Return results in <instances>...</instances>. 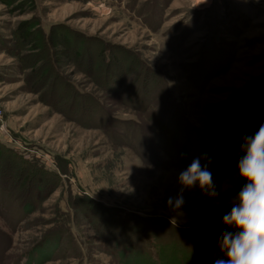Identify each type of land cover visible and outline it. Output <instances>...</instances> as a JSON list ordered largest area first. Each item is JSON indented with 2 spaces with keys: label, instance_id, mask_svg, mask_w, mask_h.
<instances>
[{
  "label": "rangeland",
  "instance_id": "374dc122",
  "mask_svg": "<svg viewBox=\"0 0 264 264\" xmlns=\"http://www.w3.org/2000/svg\"><path fill=\"white\" fill-rule=\"evenodd\" d=\"M0 109V264L52 237L41 264H120L110 217L219 239L264 124V0H0ZM201 155L219 195L169 206Z\"/></svg>",
  "mask_w": 264,
  "mask_h": 264
},
{
  "label": "clouds",
  "instance_id": "9594fccd",
  "mask_svg": "<svg viewBox=\"0 0 264 264\" xmlns=\"http://www.w3.org/2000/svg\"><path fill=\"white\" fill-rule=\"evenodd\" d=\"M238 161L239 175L247 183L231 200V210L223 222L234 231H223L218 240L220 255L214 264H264V124L253 134H245ZM183 186L177 197H169V206L184 204L183 189L199 187L207 195L218 196L212 173L199 157L179 174Z\"/></svg>",
  "mask_w": 264,
  "mask_h": 264
},
{
  "label": "trees",
  "instance_id": "16d2710c",
  "mask_svg": "<svg viewBox=\"0 0 264 264\" xmlns=\"http://www.w3.org/2000/svg\"><path fill=\"white\" fill-rule=\"evenodd\" d=\"M87 107L88 106L85 105L84 108ZM91 108L92 110H96V108ZM185 138V146H183L184 150L182 151L184 155H181L183 163L186 162L190 149L189 145L191 144L189 143L190 137L186 136ZM201 159L203 165L207 164L209 156L201 155ZM242 185L243 181L239 180L235 188L231 187L228 193L232 197L237 196ZM28 209L29 207H26L24 210L27 211ZM100 214L105 215L104 212ZM154 220L155 219H148L147 223L136 227L137 225L126 226L122 222H118L116 218L113 219L110 217V219H107L109 223L108 227L111 228V231L114 229L118 231L117 234L119 239L122 238L124 233L127 234L128 237L126 243H124V249L118 250L117 255L119 256L118 261L120 264H208L211 259H213L212 262H214V259L220 255L215 249L219 239H214L212 233H203V235H205L203 238L192 236V241H190V235L186 234L184 238L180 240V238L173 236L171 230H174L178 236H181L179 232L184 233L186 232L185 230L176 229L166 220L163 225H159ZM160 234L167 237L166 242L158 240ZM211 235L213 237H210ZM56 239L52 237L46 241L44 240L40 245L37 244V247L34 248V255L32 253L30 257L32 259L36 257L37 264L50 260L58 247V245H56Z\"/></svg>",
  "mask_w": 264,
  "mask_h": 264
},
{
  "label": "built area",
  "instance_id": "2783aa9c",
  "mask_svg": "<svg viewBox=\"0 0 264 264\" xmlns=\"http://www.w3.org/2000/svg\"><path fill=\"white\" fill-rule=\"evenodd\" d=\"M0 115H1V109H0Z\"/></svg>",
  "mask_w": 264,
  "mask_h": 264
}]
</instances>
